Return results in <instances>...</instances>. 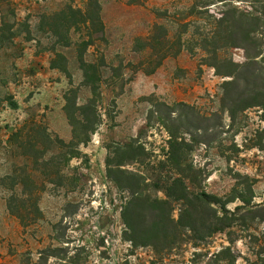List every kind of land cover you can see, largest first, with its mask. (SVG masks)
<instances>
[{
  "label": "rangeland",
  "instance_id": "374dc122",
  "mask_svg": "<svg viewBox=\"0 0 264 264\" xmlns=\"http://www.w3.org/2000/svg\"><path fill=\"white\" fill-rule=\"evenodd\" d=\"M97 1L103 32L94 33L93 44L84 48L88 37L82 26L71 23L68 46L58 44L51 30L75 20L66 7L85 11L87 0H0V264H264V0ZM231 10L259 17L263 47L253 65L260 79H250L257 89L247 94L259 105L233 121L221 103L223 83L231 78L217 75L200 48L221 44L204 37L214 20ZM163 35L173 47L181 36L182 46L155 67L157 54L144 42L151 36L160 40L153 44L161 42ZM217 53L223 71L227 60L237 66L246 61L241 48ZM52 61L59 67L52 68ZM90 64L98 69L97 97L85 84ZM237 83L235 93L242 89ZM70 90L77 105L96 101L100 121L89 141L77 147L76 157L47 151L45 141L44 151L34 155L38 161L19 156L9 135L24 124L44 125L65 143L71 139L63 109ZM154 104H162L159 114L153 113ZM160 114L190 146L185 158L200 171L196 190L218 199L235 190L246 198L248 205L235 199L225 206L233 214L228 229L202 240L190 233L166 239L165 222L152 219L142 205L134 209L142 215L139 237L130 241L122 219L130 194L107 177L105 162L119 146L140 143L145 158L121 168L147 179L140 188L144 196L164 198L148 186L166 170L156 164L168 147ZM23 173L30 178L27 186L37 189L39 210L26 224L7 208L15 194L13 205L26 220L29 198L15 184ZM170 214L177 220L179 206Z\"/></svg>",
  "mask_w": 264,
  "mask_h": 264
},
{
  "label": "trees",
  "instance_id": "16d2710c",
  "mask_svg": "<svg viewBox=\"0 0 264 264\" xmlns=\"http://www.w3.org/2000/svg\"><path fill=\"white\" fill-rule=\"evenodd\" d=\"M135 3L139 4L141 1ZM194 6L197 7L195 3ZM66 10L71 12L75 20L73 22L69 21L70 24L64 21L52 25L51 31L56 36L57 43H62L64 46L69 45L66 32L74 26L71 23H74L76 26H82L87 32L86 37H88V40L81 42L83 47L91 46L94 41L93 34L103 32V24L100 21L98 13V1L87 0L85 11L74 10L70 6L66 7ZM259 20L258 16H254L249 12L239 10L223 12L221 17L214 20L212 29L204 37L206 40L219 39L221 44L210 45L204 43L200 46L203 51L208 53L209 59H212L211 61L206 60V63L215 69L216 74L231 78V80L223 83L221 103L232 121L236 118L237 114L243 112L248 107L259 105L255 104L257 102L248 100L249 95H247H254L257 89L255 84L250 85V79H252L251 82L260 79L256 73L259 70L253 67V65H256V59L262 55L263 49L262 41H258V36L262 35V32L258 28ZM60 24L64 25L63 28H60ZM154 29H157V26ZM185 32L186 30L181 32V34ZM62 33L65 34L63 35ZM153 40H156L155 36H151L148 39V44L144 42V46L156 52L158 59L155 67L159 65L160 59L176 55L181 50V36L177 37L175 42L177 45L175 47L170 46L172 41L166 35L161 42L153 44ZM156 41L160 40L157 39ZM225 48L243 49L246 61L241 66H237L232 61L227 60V62L229 61L227 70H221V65L219 66L217 63L218 59H220L217 51ZM51 66L52 68L59 67L53 61ZM239 68H241L240 71H237ZM89 72L93 76L89 75ZM84 73L85 84L90 87L92 95L97 97L98 86L96 82L99 80L97 67L94 64H90ZM237 81L242 82V89L235 93V88L239 85ZM72 92L70 90L65 94V105L63 108L68 124L71 127V139L65 143L56 134L50 133L44 125L33 122L24 124L9 135V140L18 149L19 156L25 159H33L35 162L38 161L39 158L34 155L44 151L40 148L41 141H45L50 145L51 148L47 151L57 149L61 155L68 154L70 157L78 155L77 147L85 145L89 141L90 134L95 131L99 124L100 116L97 111L96 101L93 98L87 100L83 105H77L76 95ZM245 95L247 96L243 97ZM159 106L162 107V104L151 105L154 108L153 113L159 114ZM157 118L168 134V147L164 158L157 160L156 164L166 170L164 174L159 172L155 174L154 178L149 179L150 183L148 186L155 191L162 192L164 198H148V196H144L140 188L141 185H147V179L139 174L135 175L121 168L127 161L141 162V159L145 158L146 150L140 143L135 144L134 141H131L123 146H119L116 150L112 151V155L107 156L105 162L107 177L119 189L126 190L130 194V198L122 210V219L128 228L130 241H134V237H139L137 220L142 215L135 212L134 209L142 205H146V209L149 210V215L152 219H157L162 223L165 222L166 239L176 237L180 233L183 236L190 233L193 239L202 240L212 236L214 233L228 229L231 225L233 214L226 210L225 206L235 199H240L244 205H248L246 198L240 192H235V190L225 199H218L210 194L196 190L200 186V171L199 169H194L185 158L190 148L189 144L175 126L171 127L170 122L165 121L167 118L161 116V114ZM167 120H169V117ZM170 121H174V119ZM198 129L206 132L208 128L199 127ZM125 155H130V157L126 160L124 158ZM17 179L15 184L21 186L20 193L29 198L27 200L29 201V203L27 202V205L29 204V211L26 220H24V216H21V212L13 205V200L16 197L15 194L7 199V208L10 212L18 215L22 223L26 224L24 221L27 223L32 222L34 219H37L39 213L37 207V189L27 186V181L30 179L28 174L23 173ZM175 204L179 206L177 220H173L170 214ZM24 207L25 205H22V208Z\"/></svg>",
  "mask_w": 264,
  "mask_h": 264
}]
</instances>
